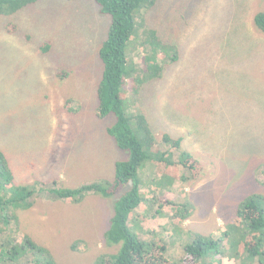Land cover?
Instances as JSON below:
<instances>
[{
  "label": "rangeland",
  "instance_id": "obj_1",
  "mask_svg": "<svg viewBox=\"0 0 264 264\" xmlns=\"http://www.w3.org/2000/svg\"><path fill=\"white\" fill-rule=\"evenodd\" d=\"M259 11L264 0H156L128 46L130 112L143 113L157 138H181V148L201 165L196 178L174 181L156 195L153 168L140 172L143 201L132 231L160 239L170 264H185L184 247L193 237L224 231L242 199L264 196V34L253 24ZM109 21L90 0H39L0 18V150L15 184L38 185L32 206L17 211L12 233L16 242L28 235L48 249L55 264H95L118 250L104 233L128 187L75 204L50 196L54 188L112 180L115 164L127 159L106 132L113 116L96 115L98 51ZM148 31L175 46L178 58L160 79L132 84L141 77V48L149 51ZM182 197L191 203L182 223L168 208L157 215L159 202ZM225 253L197 264L246 263Z\"/></svg>",
  "mask_w": 264,
  "mask_h": 264
},
{
  "label": "trees",
  "instance_id": "obj_2",
  "mask_svg": "<svg viewBox=\"0 0 264 264\" xmlns=\"http://www.w3.org/2000/svg\"><path fill=\"white\" fill-rule=\"evenodd\" d=\"M38 1L0 0V18L12 16ZM90 1L99 7L100 13L110 19L106 38L98 51L102 73L97 87L96 115L99 119L110 114L113 116V124L106 132L114 138L120 150L127 152V159L115 164L112 180L92 181L73 189L54 188L50 190V196L75 204L92 194L112 197L128 187L115 201L109 227L104 233L106 244L117 245L118 250L108 261L99 259L95 264H170L165 258V248L159 244L160 239L148 241L132 231L135 229L133 212L143 201L140 192V172L143 168L150 166L156 173L149 180L151 184L154 183V195L160 187L167 190L174 181H187L190 176L194 179L201 172L199 162L181 148V138H173L168 134L157 138L143 113L139 110L130 112L125 87L133 72L127 69V49L132 41L139 38L137 34L142 12L152 9L156 0ZM253 24L264 34V11L254 15ZM5 30L11 33L15 31V26L9 23ZM143 40L149 51L146 55V48H141L145 52L143 67L139 72L141 77L132 80V84L141 79H160L165 66L176 62L178 58L177 48L161 43L153 32H146ZM47 50L48 45L41 48L44 53ZM260 173L264 176V164L261 165ZM37 187L38 185L15 184L9 162L0 150V264H55L48 249L35 243L28 235H23L16 242L12 233L16 228L17 211L27 210L32 206ZM190 205L186 197H182L178 203L164 200L159 202L156 213L161 215L168 208L171 218L179 225L187 218ZM228 251L232 252L229 253L230 256L240 255L245 258L246 263L242 264H264L262 194L254 193L242 199L224 231L193 237L184 247V263L197 264L207 256L219 255L220 252L224 255Z\"/></svg>",
  "mask_w": 264,
  "mask_h": 264
}]
</instances>
